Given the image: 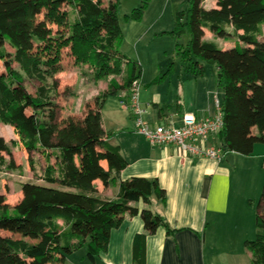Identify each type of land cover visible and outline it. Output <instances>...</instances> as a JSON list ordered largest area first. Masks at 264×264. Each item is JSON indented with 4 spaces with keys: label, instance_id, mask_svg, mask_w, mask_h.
Returning <instances> with one entry per match:
<instances>
[{
    "label": "trees",
    "instance_id": "1",
    "mask_svg": "<svg viewBox=\"0 0 264 264\" xmlns=\"http://www.w3.org/2000/svg\"><path fill=\"white\" fill-rule=\"evenodd\" d=\"M150 1L142 0L126 18L140 20ZM201 3L189 0L186 14L175 13L172 34H190L179 55L196 68L200 61L216 66L224 95V125L218 136L229 154L252 155L257 143L264 144V40L259 39L264 34V0H216L210 9ZM119 4L120 0H0V59L5 67L0 73V122L20 135L31 166L35 152L46 163L42 182L24 183V196L15 207L2 204L0 197V264H62L67 255L83 247L95 262L107 251L111 231L122 224L125 214L140 216L144 222L145 233L134 237L133 260L146 264L147 236L161 226L171 232L161 215L132 205L150 204L153 195L164 203L166 192L157 179L119 180L128 162L103 127L106 101L123 91L129 92L130 99L132 84L140 82L142 75L140 64L118 47L122 38ZM63 5L71 6L75 15L69 35L60 32L54 40L51 32L41 28L48 22L65 24L69 15L62 11ZM43 10L44 23L39 24L36 17ZM206 30L212 39L205 38ZM217 38H236L239 44L224 49ZM69 44L78 58L90 56L94 61L95 83L111 79L105 90L86 103L82 118L70 115L60 120V83L53 67ZM13 63L28 80L38 83L34 93L26 89ZM125 72L126 79L119 83L116 77ZM5 153L12 155V150L0 134V166L17 168L13 158L6 161ZM97 179L106 186L118 185L117 197H98ZM256 228V238L246 241V247L255 264H264L263 212L257 213Z\"/></svg>",
    "mask_w": 264,
    "mask_h": 264
},
{
    "label": "crops",
    "instance_id": "2",
    "mask_svg": "<svg viewBox=\"0 0 264 264\" xmlns=\"http://www.w3.org/2000/svg\"><path fill=\"white\" fill-rule=\"evenodd\" d=\"M140 37L138 34L133 39ZM205 63L200 61L198 68L194 66L193 70H189L193 64L190 61L183 64L184 69L177 68L176 72L175 68L166 79V86L165 83L158 85L151 81L142 84L140 78L142 119L153 126H178L185 113H194L198 118L215 115L216 100L221 102L218 83L215 81L214 84L212 77L208 81ZM212 66L217 74L216 66ZM173 78L178 81L174 83ZM107 85L105 82L97 94ZM128 96V91L113 96L117 101L106 109L108 99L102 109V122L109 133V141L121 147L128 162L119 180L133 177L157 179L166 192L164 203L155 195L151 197L150 204L143 201L132 203L140 210L148 208L161 215L171 229L168 232L161 226L156 233L147 236L146 264H255L246 241L256 238L257 213H264V145L255 146L252 155L233 153V166L226 161L229 153L221 160L191 158L179 147L153 146L136 131ZM111 111L114 117H110ZM202 144L205 147L223 146L218 134ZM254 158H261V161L246 169L253 167L254 172L263 174V187L256 196L236 194L233 173L239 175L241 163ZM94 183L98 197H117L118 185L106 186L101 179ZM58 222L63 224L64 220L60 218ZM138 233H145L142 218L125 214L122 224L111 231L107 251L101 252L96 259L105 264H134L133 242Z\"/></svg>",
    "mask_w": 264,
    "mask_h": 264
},
{
    "label": "rangeland",
    "instance_id": "3",
    "mask_svg": "<svg viewBox=\"0 0 264 264\" xmlns=\"http://www.w3.org/2000/svg\"><path fill=\"white\" fill-rule=\"evenodd\" d=\"M142 4V0H120V4L117 10V17L122 29V38L118 44L119 50L132 61H136L140 64L142 70V84L145 82H157L158 85H168L166 79L172 75L173 70L177 72V68L184 69L187 61H182L179 53L186 49L189 41L190 34L186 32L181 36H175L172 31L175 29L176 24V11L187 13L189 8V0H151L147 8L143 11L140 20L127 19L126 15H130L135 8H138ZM202 6L206 9L214 8L216 6V0H202ZM62 11L68 13L65 24H56L55 22L44 23V16L46 11L43 10L36 17L37 22L42 24V31L51 32V36L57 39V35L61 32L65 35H69V23L75 15V10L69 5H63ZM186 17L183 18V22ZM141 29H140V28ZM138 29L140 31L138 32ZM141 36L139 39H133L135 35ZM205 38L212 39L213 36L207 30L205 31ZM261 41L264 40V34L259 37ZM216 41L224 49L232 48L239 44L236 38H217ZM10 53H14V49L8 44H5ZM202 62V61H201ZM206 65V77L210 81L211 77L216 83V70L214 66L205 63ZM13 67L19 70L20 78L28 91L34 93L38 83L36 81H30L20 70L17 63H13ZM57 70L56 78L59 81L60 95L57 98V102L61 106L60 120L67 118L70 115H74L77 118H82L85 112L86 103L91 102L97 92L101 90L106 80H103L100 85L95 83L93 75L95 72V63L90 56L84 59L78 58L74 54L71 44L64 47L61 50L60 61L54 65L53 69ZM188 68V67H187ZM194 66H189V70H193ZM5 71L4 63L0 59V73ZM176 74V73H174ZM127 73L116 77L119 83H123L126 79ZM174 83L178 81L177 78H173ZM168 80V79H167ZM165 81V82H164ZM163 86V87H164ZM218 97L222 101L223 89L218 83ZM144 85H142V89ZM116 99L110 97L107 101L108 109L110 104ZM117 101V100H116ZM84 102V104H83ZM82 105V106H81ZM81 106V107H80ZM112 107V104H111ZM83 109V111H82ZM110 109V108H109ZM81 110V111H80ZM110 117H114V112H109ZM253 132L257 134V130L253 129ZM0 134L5 138L10 145L12 155L4 154L6 161L9 162L13 158L17 168L9 170L6 166H0V197H3L2 204L15 207L23 198L24 190L22 185L24 183H41V174L44 171L46 165L44 157L40 153L32 154L31 166L29 160V153L23 147L22 138L16 132L15 128L9 125H5L0 122ZM15 142L13 145L12 142ZM264 145L257 143L255 146ZM261 161V158H254L250 161H244L241 163L240 169H238L239 175L233 173L236 179L235 193L247 195H257L260 192V187H263L262 177L263 174H257L253 171V167L247 171L248 166H252L254 163ZM257 165V164H255ZM49 264H56L49 263ZM62 264H105L100 259H96V263L89 260L87 256V249L85 247L74 251L72 254L67 255Z\"/></svg>",
    "mask_w": 264,
    "mask_h": 264
},
{
    "label": "built area",
    "instance_id": "4",
    "mask_svg": "<svg viewBox=\"0 0 264 264\" xmlns=\"http://www.w3.org/2000/svg\"><path fill=\"white\" fill-rule=\"evenodd\" d=\"M140 87V82L135 80L131 87L129 109L135 119L136 131L151 145L179 147L191 158L207 157L221 160L228 154L223 146L201 145L223 129L222 105L219 100H216L217 112L213 116L198 118L194 113H185L181 116L178 126L173 124L153 126L142 119L144 110L139 104Z\"/></svg>",
    "mask_w": 264,
    "mask_h": 264
},
{
    "label": "water",
    "instance_id": "5",
    "mask_svg": "<svg viewBox=\"0 0 264 264\" xmlns=\"http://www.w3.org/2000/svg\"><path fill=\"white\" fill-rule=\"evenodd\" d=\"M222 97H224V95H222ZM226 161L227 163H229L231 166H233L234 161H233V153H230L226 156Z\"/></svg>",
    "mask_w": 264,
    "mask_h": 264
}]
</instances>
